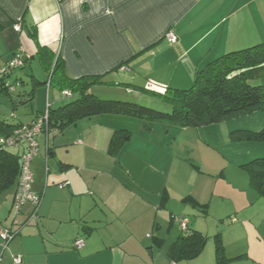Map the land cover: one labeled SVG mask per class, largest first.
<instances>
[{"label": "crops", "instance_id": "1", "mask_svg": "<svg viewBox=\"0 0 264 264\" xmlns=\"http://www.w3.org/2000/svg\"><path fill=\"white\" fill-rule=\"evenodd\" d=\"M0 24V68L22 47L29 58L25 67L40 61L37 53L46 46L61 57L69 77L102 76L90 93L152 104L147 100L158 95L152 91L189 88L209 62L264 42V0H0ZM169 31L177 42L167 40ZM40 65L47 77L34 69L28 75L31 90L37 86L32 101L20 104H31L32 112L24 120L17 116V122L30 123L45 110L33 109L39 88H46V105L66 104L56 93L51 96L55 87L44 84L49 74ZM12 76L25 85L18 74ZM254 113L202 127L153 122L149 128L140 118L107 113L81 119L61 133L41 132L40 151L31 163L33 190L42 195L38 216L23 225L34 206L23 207L18 235L6 250L0 243V264H16V255L20 264H178L169 250L182 231L176 219L183 216L190 229L220 232L227 258L243 255L227 264H264V246L253 256L227 244L228 234H236L229 231L245 225L264 239V221L258 220L264 194L252 187L242 167L264 157V142L229 137L236 129H261L264 123L254 122L259 116ZM117 131L124 141L112 155L109 144ZM17 150L21 155L24 148ZM19 180L20 174L0 192V231ZM186 198L207 205V213ZM209 216L214 228L204 222ZM226 218L239 223L220 231L218 223ZM234 237L239 244L240 237ZM79 238L84 245L75 248ZM201 255L184 261L213 264Z\"/></svg>", "mask_w": 264, "mask_h": 264}, {"label": "trees", "instance_id": "2", "mask_svg": "<svg viewBox=\"0 0 264 264\" xmlns=\"http://www.w3.org/2000/svg\"><path fill=\"white\" fill-rule=\"evenodd\" d=\"M3 29L4 26L0 24V32ZM32 35L37 39V30L33 31ZM37 55L49 74L44 84L47 86L49 83L50 87L58 88L61 93L64 90H70L72 92L70 97L76 96L74 101L55 109L50 108L45 131L61 133L81 119L107 113L140 118L144 121L145 127L149 128L153 122L184 127H202L248 115L255 111H264V84L251 85L249 83L250 79L264 74V42L231 51L209 62L196 73L194 83L189 88L166 87L163 92L151 90L172 105L170 112L159 111L136 102L100 98L90 93L89 89L92 85L101 83L102 76H84L74 79L66 74L61 57L46 46H40ZM28 61L29 58L25 56V64L19 68H24ZM14 71L12 70L3 77L5 81H9L10 85L6 86L4 83L0 85L1 91L8 96H11L17 86H20L17 79L11 80ZM37 83L38 85L42 84V82ZM36 86L37 84L30 92L26 93L28 99H25V94L19 95L16 100L12 99L15 106L21 101L23 103L31 102ZM12 87L14 89H11ZM21 97L23 98L21 99ZM12 116L15 115L12 114ZM34 121L10 123L6 119H0V138L11 136L19 128L30 125ZM121 131L115 132L110 140L109 153L112 155L116 154L123 144L124 133ZM229 137L233 142H264V126L259 130L236 129L230 132ZM10 147L24 148L25 145L24 142H21L16 146L0 149V192L15 183L21 172L22 154L11 151ZM242 167L249 173L252 187L264 194V157L254 159ZM186 200L202 213H207V205L200 204L193 198H186ZM176 221L178 220L176 219ZM178 223L180 225L179 221ZM25 224L27 223L23 225ZM214 238L216 264H227L231 260L243 257L242 255L234 259L227 258L221 233H217ZM208 239L209 237L204 233L190 229L187 223V229L182 230L171 245L169 256L174 263L195 259L203 252Z\"/></svg>", "mask_w": 264, "mask_h": 264}, {"label": "rangeland", "instance_id": "3", "mask_svg": "<svg viewBox=\"0 0 264 264\" xmlns=\"http://www.w3.org/2000/svg\"><path fill=\"white\" fill-rule=\"evenodd\" d=\"M33 69L36 72H44V70L42 69V67L40 65V61L38 59H34L32 61V63H29L23 69H21V68L15 69L16 72L13 74L12 79H15L16 75L18 74V76L22 77V79L25 81V85L17 86L16 90L11 94V96H8L4 92H2L0 89V119H6L10 123H14V122H17V116H19L20 118H22L24 120L25 119V113L30 114L32 112L31 111L32 110L31 104L27 105V104H20L19 103L17 106H15V103L13 102V100H16L20 94L31 91V86H30V81H29L28 75L32 73ZM44 74H45V72H44ZM46 77H47V75L45 74V79H46ZM249 83L251 85L264 84V74H260V76L253 78V79H250ZM36 93L39 94L38 95L39 97H36L37 96ZM36 93H35V97H34V101H33V109L36 110V109L46 108V88H44V89L39 88L36 90ZM53 93H56L58 97L62 98V100H60V101H62V104H64V103L67 104V103L74 101L76 99V96H73V97H66L65 96V97H63L61 91L56 87L51 90V96L53 95ZM147 94L152 96L150 93H147ZM153 96L154 97H149L150 99L147 100V101H150V103H152V104H149L148 102H143V101L142 102H140V101L136 102V100H133L132 98H129V99H127V98L121 99L120 98V100L140 103L142 105L154 108V109L159 110V111H164V112H170L172 110V105L170 103L164 101L161 97H158V95H153ZM100 97L104 98L103 96H100ZM104 99H110V98H104ZM34 104H36V106H38V108H36V106ZM163 106H165V107L167 106V108H165ZM256 113H258L260 117L259 116L257 117L255 115L256 117H254L255 118L254 122L258 123L257 120H259V124L262 125L264 123V111H261V110L255 111L254 114H256ZM12 114H14L15 116H12ZM242 120H247V119L245 118ZM263 126H264V124H263ZM10 150L14 151V152L18 151L17 147H10ZM193 156L197 157L199 163H201L200 162L201 160H199V158H201L200 156H202V155H200L199 153L198 154L196 153ZM199 165L201 167H205L203 164H202L203 166L201 164H199ZM226 204H228V203H226ZM256 205H254L255 208H257ZM226 206L227 205H224L223 208ZM228 208H230V205H228ZM187 217H188V219H189V217H191V219H193L192 216H190V215H188ZM11 219H12V214L8 218L5 225H9L11 222ZM206 220H207V222H206ZM258 220L264 221V213L263 212H262V215L259 216ZM260 221H258L256 224H259ZM204 222H206V224H208L210 222V226L212 228H214V226H215L214 225L215 224L214 219L211 216L206 217ZM212 223H213V225H212ZM222 223L223 224L218 223L219 225H221L220 231L223 230L224 227L230 228L232 226L237 225L239 222L238 223H232L229 220V218H226L225 221ZM175 229L177 230V227ZM260 229L262 231H264L263 226H261ZM252 231H253V228L251 226H248V225H245V227H242L239 230L238 229L237 230L232 229L231 231H229V232L236 233L234 235H238L240 237V239H238L239 244H237V238H236L237 236L234 237V235H230V233L228 232L229 233L228 234L229 243L227 242V244H228L229 248L230 247L232 248V246L235 245V248L238 247V248H241V249H244L247 251L249 250L253 256L256 255V253H257L256 251L260 248H263L264 239L259 238V240H258L256 234L252 233ZM212 233H214V232H212ZM205 235H207V234H205ZM207 236L209 237V239L207 241V245L203 249V252H202L200 259H202V260L208 259L209 260V258H210L212 263L216 264V244H215V238H214L215 235L211 234V235H207ZM232 239H234V242ZM191 262H193V263H191ZM195 262H197V261H181L178 264H195Z\"/></svg>", "mask_w": 264, "mask_h": 264}, {"label": "built area", "instance_id": "4", "mask_svg": "<svg viewBox=\"0 0 264 264\" xmlns=\"http://www.w3.org/2000/svg\"><path fill=\"white\" fill-rule=\"evenodd\" d=\"M15 28L17 30H21L19 24H15ZM167 40L170 43H175L177 42V36L172 31H169L167 33ZM25 56V49L22 47L16 52L12 60H10L6 65L0 68V85L3 83L6 86L10 85L9 81H5L3 77L9 74L12 70L23 66L25 64ZM47 86L49 88L50 84L48 83ZM11 89H14V87H12ZM62 93L67 97L72 96V92L70 90H64ZM50 108L51 104L48 102L45 110L33 123H31L30 125H24L22 128L16 130L15 133L11 136L0 138V149L9 146H16V144L21 142H24L25 145L21 158L22 164L20 180L12 203V219L10 224L3 226L0 231V243L3 250L8 248L10 242L19 233L21 223H19L17 217L27 203H32L34 208L32 213L26 219L25 223L31 222L38 216V211L42 203V195L37 194L33 190L32 185L35 179L34 173L31 168V163L34 157L39 154L40 148L37 136L41 132L45 131V128H47ZM61 186H64V184H61ZM177 220L180 222L182 230H186L188 223L187 219L185 217H179L177 218ZM83 245V239L79 238L74 242L75 248H81ZM13 259L16 264H20L22 262V257L20 255L13 256Z\"/></svg>", "mask_w": 264, "mask_h": 264}]
</instances>
